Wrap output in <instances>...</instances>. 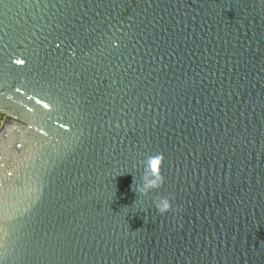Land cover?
<instances>
[{
	"label": "water",
	"instance_id": "water-1",
	"mask_svg": "<svg viewBox=\"0 0 264 264\" xmlns=\"http://www.w3.org/2000/svg\"><path fill=\"white\" fill-rule=\"evenodd\" d=\"M0 116V264H264V0H0Z\"/></svg>",
	"mask_w": 264,
	"mask_h": 264
},
{
	"label": "clouds",
	"instance_id": "clouds-1",
	"mask_svg": "<svg viewBox=\"0 0 264 264\" xmlns=\"http://www.w3.org/2000/svg\"><path fill=\"white\" fill-rule=\"evenodd\" d=\"M162 157L158 154L155 156H148L143 161V174L141 182L136 187V191L141 195H147L152 189L158 188L163 183V178L160 175V165ZM155 209L164 214L172 209V202L169 197H160L153 201Z\"/></svg>",
	"mask_w": 264,
	"mask_h": 264
},
{
	"label": "trees",
	"instance_id": "trees-1",
	"mask_svg": "<svg viewBox=\"0 0 264 264\" xmlns=\"http://www.w3.org/2000/svg\"><path fill=\"white\" fill-rule=\"evenodd\" d=\"M0 119H1V116H0Z\"/></svg>",
	"mask_w": 264,
	"mask_h": 264
},
{
	"label": "snow or ice",
	"instance_id": "snow-or-ice-1",
	"mask_svg": "<svg viewBox=\"0 0 264 264\" xmlns=\"http://www.w3.org/2000/svg\"><path fill=\"white\" fill-rule=\"evenodd\" d=\"M46 106V105H45Z\"/></svg>",
	"mask_w": 264,
	"mask_h": 264
}]
</instances>
